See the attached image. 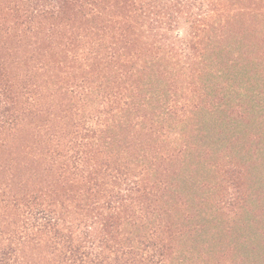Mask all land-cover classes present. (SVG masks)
<instances>
[{
  "label": "trees",
  "instance_id": "16d2710c",
  "mask_svg": "<svg viewBox=\"0 0 264 264\" xmlns=\"http://www.w3.org/2000/svg\"><path fill=\"white\" fill-rule=\"evenodd\" d=\"M248 9L0 0V264H264Z\"/></svg>",
  "mask_w": 264,
  "mask_h": 264
},
{
  "label": "rangeland",
  "instance_id": "374dc122",
  "mask_svg": "<svg viewBox=\"0 0 264 264\" xmlns=\"http://www.w3.org/2000/svg\"><path fill=\"white\" fill-rule=\"evenodd\" d=\"M237 2H244L245 6L250 11L253 22L264 19V0H235ZM263 15V16H260ZM256 19V20H255Z\"/></svg>",
  "mask_w": 264,
  "mask_h": 264
}]
</instances>
